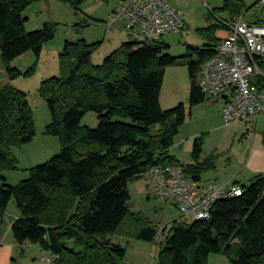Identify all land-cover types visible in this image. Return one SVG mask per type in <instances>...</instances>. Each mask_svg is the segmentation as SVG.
<instances>
[{
  "label": "trees",
  "instance_id": "16d2710c",
  "mask_svg": "<svg viewBox=\"0 0 264 264\" xmlns=\"http://www.w3.org/2000/svg\"><path fill=\"white\" fill-rule=\"evenodd\" d=\"M35 1L0 0V58L10 80L30 76L35 68L21 71L11 61L28 51L38 59L43 45L54 38L57 24L25 31L23 11ZM64 1L75 15L84 14L81 7L87 0ZM251 8L244 0H225L212 12L227 13L229 19L208 18L207 25L196 28L203 44L188 46L180 57L167 54L169 45L160 37L123 42L94 64L92 53L100 42L66 41L60 54V69L66 72L43 79L38 88L51 115L45 132L58 137L60 152L31 167L16 185L7 184L3 172L16 168L11 147L33 140L34 120L27 93L10 83L0 88V221L14 201L19 216L10 228L19 245L28 242L56 254L59 264H123L126 248L113 242V235L156 240L150 220L129 209V184L153 165L173 163L199 180L216 162L214 154L202 157L201 138L194 141L192 163H181L169 153L187 109L183 103L161 108L165 69L186 64L190 110L205 102L209 97L199 88L198 77L202 63L216 53V32ZM253 23L264 24V19ZM259 64L264 72V61ZM253 80L264 88V76ZM89 111L97 114L94 128L80 124ZM233 183L242 193L217 200L208 219L171 223L158 264H207L211 254L223 255L232 264H264V174L249 183Z\"/></svg>",
  "mask_w": 264,
  "mask_h": 264
},
{
  "label": "rangeland",
  "instance_id": "374dc122",
  "mask_svg": "<svg viewBox=\"0 0 264 264\" xmlns=\"http://www.w3.org/2000/svg\"><path fill=\"white\" fill-rule=\"evenodd\" d=\"M119 1L87 0L81 7L84 14L79 13V16L74 14V10L64 0H37L23 11V16L27 18L26 32L38 30L44 23L57 25L54 38L43 45L38 59L32 51H28L10 62L11 67L21 71H27L35 66L30 76H20L10 80L0 58V88L4 84L10 83L27 93L35 127L32 141L21 146L11 147L16 168L3 172L7 184H18L28 177L31 167L48 161L60 152L58 137L47 135L45 132L46 126L51 122V115L47 103L38 93V88L43 79L66 72L64 68L60 71V54L65 42H75L79 39H85L87 43L100 42L91 57L94 64H100L123 42L144 40L142 36L124 30L122 20L110 24ZM165 1L183 13L188 25L181 32H169L161 37L160 42L169 45L166 53L171 56H183L186 54L188 46L202 44V39L196 34V28L207 25L208 18L214 20L228 15L221 12L216 16L212 12L215 8L221 7L225 0ZM244 2L247 7L252 6L243 16L245 22H252L258 18L264 19V5L258 3L254 5L256 0H244ZM85 15L100 21L95 22L91 19L88 22L83 21ZM80 21L83 24L78 26L77 23ZM189 94L190 80L187 65L167 67L160 90V106L162 109H170L183 103L187 109L186 120L180 126L171 147L174 154L182 160L181 163L193 162V144L195 139L201 138L203 141L202 157L214 154L216 158L215 168L206 173L221 171L222 175H229L235 171V168L242 169L244 155L252 139L256 143L264 142V114L257 115L254 120L251 119L248 125L244 122L226 125L220 113L221 98L209 97L205 102L192 106L190 110ZM80 124L84 127H96L98 124L97 114L93 111L87 112L81 118ZM243 172L246 173V171ZM240 178L243 179V176ZM243 181L245 180L243 179ZM128 190L130 211L139 213L150 220L157 229V235H160L159 239H163L174 220L181 219L187 222L193 220L190 216H183L171 201L158 198L152 186L143 178L131 182ZM14 211H18V209L15 202L10 201L1 223L0 237L7 234L8 223ZM131 225L134 230L135 225ZM165 226L167 229L163 231ZM10 235L12 236L11 231ZM111 238L113 242L120 243L126 248V259L130 262L158 264L160 245L156 243V240L153 242L136 240L128 234L113 235ZM44 254L45 252L37 245H24V253L22 256L17 255L18 259L15 264H44L42 261ZM218 255L220 254H211L207 264H217V262L211 261V257L217 259L213 257Z\"/></svg>",
  "mask_w": 264,
  "mask_h": 264
},
{
  "label": "built area",
  "instance_id": "2783aa9c",
  "mask_svg": "<svg viewBox=\"0 0 264 264\" xmlns=\"http://www.w3.org/2000/svg\"><path fill=\"white\" fill-rule=\"evenodd\" d=\"M264 5V0H256ZM183 13L165 0H122L111 22L123 21V28L144 40H156L165 33L181 32L185 28ZM264 61V24L247 23L243 16L234 17L221 38L216 53L200 66L198 85L207 97L221 98L220 113L226 125L247 124L264 114V88L254 83L264 76L260 69ZM155 195L171 201L183 216L208 219L213 204L224 197L238 196L242 187L233 182L196 180L186 176L181 164H156L142 174ZM163 230V229H162ZM161 230V231H162ZM156 237L162 245L163 239ZM44 264H59L53 253H45ZM123 264H141L125 260Z\"/></svg>",
  "mask_w": 264,
  "mask_h": 264
},
{
  "label": "crops",
  "instance_id": "0c3cea01",
  "mask_svg": "<svg viewBox=\"0 0 264 264\" xmlns=\"http://www.w3.org/2000/svg\"><path fill=\"white\" fill-rule=\"evenodd\" d=\"M121 3H122V0L119 1L115 11L118 9V7L121 5ZM167 3H169V2L167 1ZM183 18L185 21V28H186L188 26L187 21H186L185 17H183ZM221 18L224 20H227V19H229V16L227 15V17L225 16V17H221ZM247 23H253V21L247 22ZM227 30H228V28L218 30L216 32V36L221 40V38H223L226 35ZM203 42H202V44H203ZM61 70L62 69H60V71ZM248 123H249V121L247 122V124L246 123L245 124L248 125ZM248 146L249 147L246 151V154L244 155V159H243V163H242V165H243L242 169L238 170V168H235V171L231 172V174H229V175H222L221 171H215L214 173L209 172V173L203 174V176L201 177L200 180H202V181H215L216 183H219V184H226V183H230V182L245 184V183H249L257 174H264V142L263 143H256L252 139L251 143H249ZM169 153L171 155H174L176 158H178L174 154V152L172 151V148L169 151ZM178 160L180 162H182V160H180V158H178ZM243 171H246V173ZM241 176H243V179L245 181H243V179L240 178ZM11 215H12V217L10 218L9 223H8L7 234L5 236L3 235L2 237H0V264H15V262H17V259H18L17 255L20 254V256H22L24 253V245H27V244L33 245L31 243H28V242L24 243L23 245H19L16 242L13 235L12 236L10 235L11 224L19 216V211H14L13 214H11ZM2 221H3V218L0 221V231H1ZM213 258H217V259H212V257H211V261L217 262V264H231L225 257H222L221 255L214 256ZM126 260L129 261L128 259H126Z\"/></svg>",
  "mask_w": 264,
  "mask_h": 264
}]
</instances>
